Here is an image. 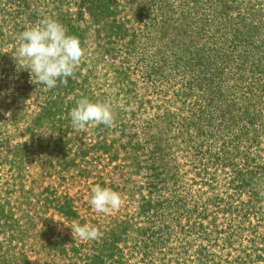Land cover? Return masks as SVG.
I'll return each mask as SVG.
<instances>
[{"label":"trees","instance_id":"obj_1","mask_svg":"<svg viewBox=\"0 0 264 264\" xmlns=\"http://www.w3.org/2000/svg\"><path fill=\"white\" fill-rule=\"evenodd\" d=\"M139 3L146 27L158 28L164 40L151 66L180 86L169 105L156 107L128 136L132 163L144 169L137 213L112 222L97 240L81 241L50 224L54 215L84 223L73 196H46L38 205L24 185L35 130L62 168L73 166L63 104L77 83L70 77L48 90L55 98L27 120L21 99L8 94L10 79L28 72L15 61V49L27 23L43 16L63 24L82 46L84 30L70 15L74 4L108 36H124L123 22L115 0H0V167L10 172L0 185V264H32L31 258L38 264H264V0ZM21 126L24 139L16 134ZM176 139L188 151L189 169L170 156Z\"/></svg>","mask_w":264,"mask_h":264},{"label":"rangeland","instance_id":"obj_2","mask_svg":"<svg viewBox=\"0 0 264 264\" xmlns=\"http://www.w3.org/2000/svg\"><path fill=\"white\" fill-rule=\"evenodd\" d=\"M139 1L115 0L117 19L123 22L124 27V36L121 38L108 36L107 31L100 30V25L94 24L82 8L75 4L70 5V15L84 30V56L72 76L77 85L72 94L64 99L63 104L67 105L64 110L68 113L63 114L65 138L68 141L67 156L75 158V162L69 168H62L58 162L59 158L51 152L47 139L39 130H35L37 132L33 139L38 140L33 147L35 151L28 165V176L24 184L26 188H32L33 200L38 201V205L43 203L46 196L49 200L56 198V195L73 196L83 224L96 226L101 232H105L106 227L118 218L137 213L139 195L145 193L144 169L140 172V168L132 163L133 152L128 150L129 146L126 144L128 136L140 129L141 123L155 113L156 107L169 105L168 99L180 86L176 78H163L155 72L152 68L154 66H151V61L155 65L158 63L156 52L160 42L164 40L162 41L158 28L146 27L147 14L141 10ZM159 14L160 11L157 10L151 17ZM23 15L28 17L27 13ZM159 19L157 17V20ZM34 24L30 20L27 27ZM9 89V95H16L21 99L20 105L26 112L27 120L29 117L33 118L38 106L45 99L55 98L48 94L47 89L31 83L29 72L24 76L14 75L10 79ZM82 97L101 102L110 100L115 113L113 126L99 125L90 127L86 132H74L69 112ZM173 103L177 107V102ZM22 122L23 120L20 124ZM23 132L24 126L16 131L20 139H24ZM142 137L138 135L134 138L143 141ZM179 144L182 147L179 148ZM187 152L184 150V144L178 139L171 143L170 156H173L174 160H180L184 169H189L186 168L187 163H190ZM141 154V150L137 152L138 157ZM8 173L10 172L7 166L0 167V185L3 187ZM113 182L118 188L111 187ZM97 184L121 194L122 205L119 209L97 213L91 208L88 197L91 188ZM51 213L53 214L52 211ZM45 215L51 218L50 211ZM52 218L50 224L55 230L72 233L70 227L75 222L67 223L57 215ZM137 219L141 221L139 217ZM31 262L39 263L35 258H31Z\"/></svg>","mask_w":264,"mask_h":264},{"label":"clouds","instance_id":"obj_3","mask_svg":"<svg viewBox=\"0 0 264 264\" xmlns=\"http://www.w3.org/2000/svg\"><path fill=\"white\" fill-rule=\"evenodd\" d=\"M18 41L15 61L22 65L21 69L29 72L31 83L47 90L55 89L58 84H67L68 78L74 75L84 56L80 40L49 16H43L37 23L20 32ZM69 116L71 127L76 133L86 132L93 126L112 127L115 120L110 100L92 101L87 97L76 102ZM88 204L97 213H108L121 207L122 197L119 192L97 184L90 190ZM70 228L73 236L81 241H94L102 235L99 228L88 223H74Z\"/></svg>","mask_w":264,"mask_h":264}]
</instances>
